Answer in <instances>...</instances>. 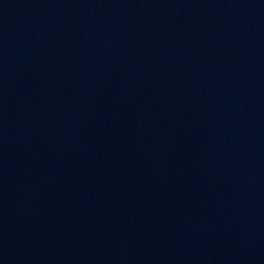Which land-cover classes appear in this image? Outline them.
<instances>
[{
    "label": "water",
    "instance_id": "1",
    "mask_svg": "<svg viewBox=\"0 0 264 264\" xmlns=\"http://www.w3.org/2000/svg\"><path fill=\"white\" fill-rule=\"evenodd\" d=\"M0 264H264V0H0Z\"/></svg>",
    "mask_w": 264,
    "mask_h": 264
}]
</instances>
